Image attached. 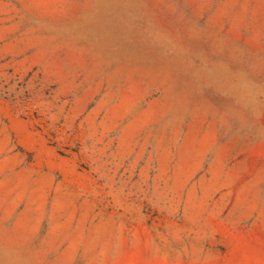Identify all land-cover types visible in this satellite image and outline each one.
<instances>
[{
	"label": "rangeland",
	"instance_id": "rangeland-1",
	"mask_svg": "<svg viewBox=\"0 0 264 264\" xmlns=\"http://www.w3.org/2000/svg\"><path fill=\"white\" fill-rule=\"evenodd\" d=\"M0 264H264V0H0Z\"/></svg>",
	"mask_w": 264,
	"mask_h": 264
}]
</instances>
